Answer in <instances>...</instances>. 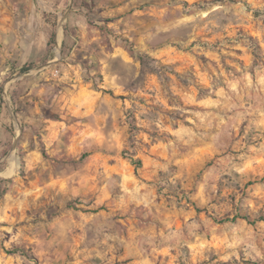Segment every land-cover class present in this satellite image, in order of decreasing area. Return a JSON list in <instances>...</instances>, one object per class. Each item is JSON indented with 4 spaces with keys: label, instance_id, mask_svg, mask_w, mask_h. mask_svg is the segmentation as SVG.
<instances>
[{
    "label": "rangeland",
    "instance_id": "rangeland-1",
    "mask_svg": "<svg viewBox=\"0 0 264 264\" xmlns=\"http://www.w3.org/2000/svg\"><path fill=\"white\" fill-rule=\"evenodd\" d=\"M259 216L264 0H0V264H264Z\"/></svg>",
    "mask_w": 264,
    "mask_h": 264
},
{
    "label": "trees",
    "instance_id": "trees-1",
    "mask_svg": "<svg viewBox=\"0 0 264 264\" xmlns=\"http://www.w3.org/2000/svg\"><path fill=\"white\" fill-rule=\"evenodd\" d=\"M55 37H56V33H55V31L53 30V31L51 32L50 36H49V39H48L47 43H46L47 52H49V51L53 48V46L55 45V43H56ZM27 70H28V68H22V71H23V72H26ZM134 163H135V165H136L137 167L140 166V162H139V160H136ZM103 209H104V208H98V210H103ZM238 217L241 218V219H243V220H245V221H247V222H249V223H253V222H250V221H251V220H250V217L247 216V215H244V216H238ZM256 221H264V216H259V217L256 219Z\"/></svg>",
    "mask_w": 264,
    "mask_h": 264
},
{
    "label": "crops",
    "instance_id": "crops-1",
    "mask_svg": "<svg viewBox=\"0 0 264 264\" xmlns=\"http://www.w3.org/2000/svg\"><path fill=\"white\" fill-rule=\"evenodd\" d=\"M79 31H80V36H79L80 39L76 43L81 45V46L87 47V49H89L91 47L92 42L89 39V34L87 33L88 31H87L86 26H83L82 28H80ZM92 38L96 39V36L93 35ZM55 39H56V37H55ZM66 41L67 40L63 36L61 38V44L65 45ZM63 57H65V55H63ZM88 58H91V56L89 55Z\"/></svg>",
    "mask_w": 264,
    "mask_h": 264
},
{
    "label": "built area",
    "instance_id": "built-area-1",
    "mask_svg": "<svg viewBox=\"0 0 264 264\" xmlns=\"http://www.w3.org/2000/svg\"><path fill=\"white\" fill-rule=\"evenodd\" d=\"M57 73V71H55Z\"/></svg>",
    "mask_w": 264,
    "mask_h": 264
},
{
    "label": "bare ground",
    "instance_id": "bare-ground-1",
    "mask_svg": "<svg viewBox=\"0 0 264 264\" xmlns=\"http://www.w3.org/2000/svg\"><path fill=\"white\" fill-rule=\"evenodd\" d=\"M61 33V32H60Z\"/></svg>",
    "mask_w": 264,
    "mask_h": 264
}]
</instances>
